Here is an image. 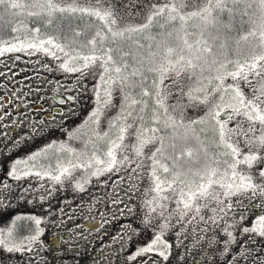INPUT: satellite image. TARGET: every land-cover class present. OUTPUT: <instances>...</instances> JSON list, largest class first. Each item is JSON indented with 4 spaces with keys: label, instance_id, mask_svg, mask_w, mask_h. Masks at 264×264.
I'll list each match as a JSON object with an SVG mask.
<instances>
[{
    "label": "snow or ice",
    "instance_id": "obj_1",
    "mask_svg": "<svg viewBox=\"0 0 264 264\" xmlns=\"http://www.w3.org/2000/svg\"><path fill=\"white\" fill-rule=\"evenodd\" d=\"M18 53L46 58L41 67L66 79L52 89L67 93L58 103L79 106L73 90L83 89L91 107L65 139L9 161L6 178L25 186L17 195L0 184L12 189L0 205L45 201L66 183L83 192L125 171L151 235L123 264H166L173 231L181 258L199 247L204 264L215 254L264 264L252 255L264 245V0H0V57ZM48 220L12 216L0 249L55 248L42 238Z\"/></svg>",
    "mask_w": 264,
    "mask_h": 264
},
{
    "label": "rangeland",
    "instance_id": "obj_2",
    "mask_svg": "<svg viewBox=\"0 0 264 264\" xmlns=\"http://www.w3.org/2000/svg\"><path fill=\"white\" fill-rule=\"evenodd\" d=\"M20 56L21 58L19 60H14L15 64L3 63L6 68V74L0 77V93L10 94L14 92L16 96L24 93L33 101L41 97L44 89H53L55 87V81H60V83L66 82V79L60 73H49L41 67V62H48L46 58L29 57L22 53ZM67 82H70V80ZM90 83L91 80L89 78V84ZM14 86L16 89L13 88ZM78 93H82L80 97L81 101L77 102L79 106L68 103V110L65 115L62 116L68 118V128H66L68 130L80 123L91 107L90 92H85L81 89ZM73 94H77V92L73 90ZM86 97L87 99H85ZM58 119L57 121L61 120V118ZM56 123L57 122H52V124L48 123V126L55 125ZM62 125V131L60 133L56 132V140L65 139L67 137L64 124ZM76 146L79 147V144H76ZM120 177H123L125 181L127 180L125 171L105 174L100 178L104 180V183H100V179L93 178L83 192L74 190L71 185L68 184V222L46 223L43 225L46 231L42 234V238L45 244L48 245L53 242L51 240L52 238H50L52 233H61L66 232L67 229H72V235H68V239L64 238L62 240L63 242L60 243V248H57V246L55 248L45 247L44 249L36 247L35 251L26 252L24 254L7 253L0 249V264H49L53 257L62 260L63 264H69L73 261L71 258L76 256V252L73 251L75 247L87 248L91 250L92 253L94 250L111 249L114 246L120 247L122 243L126 250H129L133 246L135 248V244H138L140 237H149L151 235V230L145 231L143 228L142 232L146 235L134 238L133 246L126 244V242L121 239L126 232L130 239L134 236V233L129 231L128 226L131 225L132 228H139L141 226L142 209L140 207V196L131 191H126L127 183H121ZM118 188L120 191H117ZM140 192H143L142 188H140ZM93 198H96V203L94 205L92 204ZM117 198L120 199L121 203H110L111 200ZM90 205L91 207H89ZM129 208L131 211H129ZM120 210H123V214H121ZM95 213H99V216L102 218L106 229L105 233L94 232L93 230L89 232L88 228L85 226L84 217L95 215ZM62 216L64 217L66 215L63 214ZM1 222L2 220H0V228L7 225L6 221L3 220V223ZM71 222L72 224L70 226L69 223ZM115 226L116 233L113 231V227ZM76 233L80 235L77 236ZM172 233L175 235L174 231ZM139 234H135V236ZM221 235V233H218V236ZM114 237H116V239H113ZM237 238L239 244L244 243L245 239L240 237L238 233ZM181 239L184 240L185 246L189 243V240H185L184 237H181ZM69 245H71V247ZM252 247L254 249L252 255L256 258L264 254V245L257 244ZM65 249H68V252L65 251ZM53 250L58 251L53 252ZM197 250L201 251L199 247L192 248L193 253ZM238 251H240V249H238L237 252ZM115 252L118 255L125 253V251H121L120 249ZM64 255H68V261ZM92 259L95 258L92 257ZM185 260L184 264H188V259ZM93 261L91 264H93ZM95 262L96 264H101V261ZM241 264H252V257L249 256L246 260L242 259Z\"/></svg>",
    "mask_w": 264,
    "mask_h": 264
},
{
    "label": "flooded vegetation",
    "instance_id": "obj_3",
    "mask_svg": "<svg viewBox=\"0 0 264 264\" xmlns=\"http://www.w3.org/2000/svg\"><path fill=\"white\" fill-rule=\"evenodd\" d=\"M20 54L21 53H18L16 55L20 56ZM14 60L15 59L9 60L4 57H0V77H3L6 74V68L4 67L3 63L15 64ZM65 84L66 82L61 83V85ZM13 88L16 89L15 86ZM65 95H67V93L64 92L63 88L58 89L55 93L52 91V89H44L41 97L38 100L32 101L28 95L24 93H21L18 96H16L14 92H11L10 94L0 93V184L11 183L13 187L16 188L17 195L19 194L17 185L19 187H24L25 185L22 182L13 181L11 178H6L5 173L9 167V161L11 159L26 155L28 151L35 150L36 147L42 146V144L45 142H50L51 140L56 139V132L60 133L62 131V124H64L65 129L68 128V118H64L62 116L67 112L69 102L66 101L64 104H60L55 99L57 96L64 97ZM75 95L81 97L82 93H77ZM80 101L81 100L78 102ZM49 117H52V119H49ZM58 118H61V120L57 121L59 120ZM52 122L57 123L55 125L48 126V123L52 124ZM33 128L36 129L35 133L32 132ZM17 137H22L23 139L17 141ZM31 183L34 186L36 181L33 180ZM55 189L56 190L53 191L52 196H50L47 200L40 201L39 199H36L32 204L27 202V199H32L31 195H28L27 199L24 200H17L15 197H12L6 206L0 205V220H2L1 223H3V220L8 223L12 216L18 214H43L49 218L47 223H52V221L68 222V183H66L63 188H61L59 185H56ZM11 191L12 189H9L6 192L3 188H0V197L8 199L9 193ZM61 210L66 216L63 217L61 215ZM69 224L71 226L72 222ZM84 224L88 228L89 232L92 231L93 228L96 229L94 232H106L103 220L99 216V213L87 216V219L84 217ZM140 225V234L138 233L139 235L135 236L136 233H134V236L131 237V239L126 242V244L133 246L134 238H138L141 235H146L144 232H142L143 225ZM113 228V231L116 233V226ZM57 234L58 235L56 237H53L52 234L50 237L52 238V241L54 239L57 241V248H60L61 240L64 238L68 239V235H72V233L68 231ZM218 237V239H222L223 235ZM147 238L148 236L140 237L139 242L138 244H135V247L146 242ZM168 239L171 249L170 260L166 262V264H184L186 261L185 259H188V264H204L199 250L195 251L194 253L192 252V249L190 251H186L183 258H181L180 252L183 249L177 247L175 235L173 233L168 234ZM233 247L236 246L234 245ZM78 248L80 247H75L73 250L76 252V256L71 258L74 261V264H91L93 260L101 261V264H123L127 255L135 249L134 246L129 250H126L124 247L121 248V246H114L111 249L94 250L92 253V251L87 248ZM119 249L121 251H125V253L121 255L116 254L115 251ZM238 249L239 248L237 247L236 251ZM56 251L58 250H53V252ZM65 251L68 252V249H65ZM101 253L103 254V257L101 256ZM207 254L213 255L211 252ZM64 256L68 261V255ZM233 256H235V252L228 255L227 258L232 259ZM92 257L95 259H92ZM215 258L217 264H221L218 254H215ZM145 259H147V257H145ZM73 261L69 264H73ZM49 264H63V261L53 257ZM223 264H227V260H224Z\"/></svg>",
    "mask_w": 264,
    "mask_h": 264
}]
</instances>
